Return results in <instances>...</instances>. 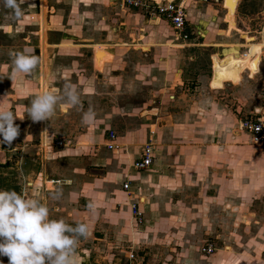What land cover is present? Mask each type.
<instances>
[{
	"label": "rangeland",
	"instance_id": "obj_1",
	"mask_svg": "<svg viewBox=\"0 0 264 264\" xmlns=\"http://www.w3.org/2000/svg\"><path fill=\"white\" fill-rule=\"evenodd\" d=\"M46 1L50 9L55 7V12H49L46 2L43 6L39 0H27L21 3L23 16L19 20L0 5V109L11 111L14 94L23 93L22 88L31 89L27 97L29 105L40 93V62L31 73L18 75L13 82L9 78L10 53L30 47L36 55L42 49L45 54L44 49H48L49 56L63 61L61 65H68L65 63L69 61L60 51L51 52L49 43L72 42L79 38L92 39V43L98 44L120 42L123 34L118 26L121 21L133 25L145 22V15L135 9L113 12L108 0ZM186 1L193 25L201 21L207 24V20L201 18L208 15L212 30L207 40L215 38L218 44L227 43L211 46L210 40H206L202 45L190 46L185 42L200 39L194 36L187 41L181 39L176 41L180 46H175L177 49L170 61L157 67L143 59L139 51L128 50L127 45L107 46L113 59L118 60L115 67L104 69L103 74L107 71L111 76L117 69L119 75L129 80L133 90L122 101L129 105V111H118L113 96H99L93 107L95 120L91 123L96 127L89 124L85 128L92 127L93 132L104 138L111 130L116 132L121 146L111 151L103 148L102 143L98 149L109 158L111 171L120 169L127 173L126 178L137 173L132 162L148 142L145 135L150 128L155 131L154 142L158 146L168 137L170 141L201 144L207 152L205 169H202L204 176L195 182L194 177L189 176L195 165L186 166L189 161L185 160L181 165L188 176L174 181L173 189L178 196L171 202L177 207L163 208L169 213L162 211L161 220L155 216L159 209L157 198L154 192L146 190V196L151 194L150 202L144 207L146 223L143 228H136L125 220L126 228L120 232L117 243H114V233L105 239L104 234L95 231L94 237L79 241L77 251H82L81 258H88L94 264H140L138 260L142 264H264V147L255 143L254 136L240 126L241 119L264 116V0H234L236 18L223 5ZM211 5L215 12L207 11ZM136 13L134 24L130 17ZM228 27L232 32L224 41V30ZM213 34L216 37H211ZM228 44L235 46L230 50V47L225 48ZM91 52L86 49L68 52L66 56L80 55L91 68L88 60ZM96 58L98 60L97 54ZM145 71L149 76L147 81H142ZM110 76L102 80L105 88L110 84L122 85V81ZM150 89L155 91L151 94ZM84 107L79 106L76 117L79 112L83 114ZM113 117L120 122L111 128L107 118ZM144 124L149 126L141 137L137 129H143ZM11 147L12 144H0V149ZM151 172L154 173V167ZM148 173L141 172L143 181ZM114 176L116 180L111 188L118 194L124 179L115 173ZM1 178L0 189L12 190L11 176H6L4 183ZM141 188L145 187L140 181L135 182L134 188L132 183L133 193L129 196L136 198ZM171 217H181V221ZM133 231L137 232L134 238ZM210 245H214V251L205 252L203 247ZM132 250L136 257L138 255L137 260H129ZM0 261L9 264L7 256H0Z\"/></svg>",
	"mask_w": 264,
	"mask_h": 264
},
{
	"label": "crops",
	"instance_id": "obj_2",
	"mask_svg": "<svg viewBox=\"0 0 264 264\" xmlns=\"http://www.w3.org/2000/svg\"><path fill=\"white\" fill-rule=\"evenodd\" d=\"M39 1L41 5L43 2H46L50 9V3L46 0ZM108 2L113 12L116 10L122 12L132 10L129 8H122L116 0H108ZM183 2L186 7L187 1L183 0ZM207 3H209V5L219 4L213 1ZM225 7L227 12L230 13L232 17L236 18L237 10H235V7L231 8L229 0H225ZM207 8H209L207 10L208 12H211V10L213 12L216 11L212 5ZM49 12H55V7L51 6ZM132 15L133 16L130 17L132 20L131 22L135 24L134 17H137V13ZM143 18L145 22L143 21L144 23L142 22V24L139 25L129 24L130 22L126 24L125 21H121L118 26L119 31L123 34L120 36V42L115 40L107 44H98L95 42L92 43V39L79 38L72 42L49 43L48 46L52 49L51 52L54 50L60 51L63 58L69 62L65 63L68 65H61L63 61H56V57L49 56L48 49L45 50V54L42 52L43 49L36 54L40 62V71H42L40 76V93L43 92V88H47L48 90H60L61 88L60 92L56 91L57 94H61L64 84L70 82L77 85L78 91L80 92V105L85 106L83 111L88 110L89 107L94 109L93 107L98 103L97 97L99 96H113L114 102L118 106V111H129V105L122 103L123 99H126V94H130L133 90L129 80L119 75L121 73L117 69L112 71L111 76L107 71L103 74L104 69L107 70L108 67H115L118 60L113 59V54L109 51L107 46L123 47L127 45L128 50L139 51L142 58H145L147 62L155 67L159 64H163L162 62L170 61L171 54L177 49L175 46H180L179 43H176V41L180 40L177 39L176 33L168 23L148 19L145 16H143ZM204 18L207 20V24L201 21L199 25L195 26L190 22L194 32H201L200 37L195 36L197 40H200H191L192 42L189 43L185 42L186 45L198 46L207 43L206 40L211 35L210 31L212 28L208 20V15L201 19ZM215 20L216 19L213 21ZM228 26H230L229 22ZM236 27L237 25H235L234 28ZM229 28L230 27L224 30V41L228 40L232 32H230L231 29ZM236 30L239 31L237 28ZM153 33H155V35H153ZM133 34L134 37L131 38ZM213 36L214 34L211 37ZM164 37H166V39H164ZM214 37H216V35ZM211 39H209V45L211 46H220L227 43L218 44V42H215V38ZM231 44L226 45L225 48L230 47L229 49L232 50L235 45ZM86 49L92 50L91 57L88 58L92 66L91 68L80 55L76 54L77 57L76 55L72 57L66 56L68 52L78 53ZM96 54L98 55V60H96ZM101 64L104 66L102 67ZM147 65L149 66V64ZM109 76L111 79L114 78L122 81V85H109L107 83L109 88H105L102 80ZM148 76V72L145 71L142 81H147ZM55 82H57V84H55ZM88 89H90L89 93H87ZM138 90L141 89H137V91ZM22 91L23 93L14 94L15 98L11 110L17 116L15 124L19 126V135L12 142V147L10 149H0L1 181L2 183H4V181L6 182L7 180L5 177L10 175V186L12 190H14V188L15 190L17 189L16 191L18 193L21 191V186L31 182V187L27 188V194L40 198L48 205L50 218H62L66 223L72 225H74L76 221L89 223L90 231L86 239L94 237V231L104 234L103 238L105 239H108L111 237V234L114 233V243H117V239L121 238L119 236L120 232L126 228L125 220L131 222L133 225L132 205L140 201L142 202L141 205L144 210L146 204L150 202L151 193H148L146 196V190L154 192L157 198L159 204V209L155 212L157 219L161 218L162 211L163 213H169V211H165L163 208L170 209V207H177L174 202H171L173 197L176 198L178 196L173 189L174 181L177 178L188 176V171L182 169L183 166L181 165L185 160L189 161L187 164L184 163L186 166L195 165L191 167L189 173V176L194 177L193 180L195 182H198L200 177L204 176L202 169H205L203 164L207 158V152L205 149L203 150L201 144L197 142L192 144L186 142V140L170 141L168 137V140H162V143L159 144L161 146H158V143L154 142L155 131L152 128H150L149 133L145 135L147 131L145 128L149 126L145 124L143 129L142 127H138L137 129L141 137L142 134H144L146 140L148 139V142L145 143L142 150H144L143 148L146 145L151 144L155 152V155L153 153L154 164L152 163L147 170H144L149 171L148 175L144 176L145 182L141 175L143 171H138L134 168V162L142 156V150L139 157L132 162V168L137 171L134 177L126 178L127 173L121 172L120 169H118L117 172H114V170L111 171L112 165L109 158L98 149L102 147V143L104 144L103 148L108 149L106 142L109 140L110 134L104 138V136H100L98 132H93L92 127L85 128L86 125L81 122L82 112H79V116L76 117L80 105L75 107L69 106L66 110L57 109L51 119L34 122L28 117L29 102L27 97L30 96L31 89L22 88ZM153 91H155V89H150L151 94ZM108 116H110V114H108ZM107 121L111 128L113 125L115 126L116 123L120 122L116 117L107 118ZM123 123H126V121L124 120ZM92 126L96 127V125ZM44 131H47L46 136L42 134ZM111 132L115 131L111 130ZM133 132H136V130ZM129 138L131 139L130 132ZM60 139L65 140L64 145H57V141ZM132 139L135 141L134 137ZM116 142L118 146H121L118 137ZM116 149L108 150L114 151ZM191 161L196 162L192 163ZM153 167L154 173L151 172ZM101 169L103 170L102 172H100ZM178 171L181 173H178ZM114 173L117 176H122L124 179L123 184L131 180V191L125 190L123 184L118 194L112 190L111 183H114L116 180ZM137 180L143 183L145 188L138 190L139 192L136 193L137 197L134 198L129 195L133 193L132 183L134 188ZM68 181L71 182L68 183ZM58 192L59 198H54ZM90 201H94L96 204L95 217L90 216L86 207ZM198 206L199 204H195V207ZM171 218H177L178 221H181V217ZM143 226L136 228H143ZM136 233V231H133V238L136 236ZM83 239L84 238H81L80 241ZM133 251L134 250L129 253V256ZM81 252L82 251H77L79 264H94L90 262L88 258H81ZM137 257L135 254L134 258L136 260ZM129 260L132 261L131 258ZM96 262L99 263L100 261L97 260ZM138 263L142 264L139 260Z\"/></svg>",
	"mask_w": 264,
	"mask_h": 264
},
{
	"label": "clouds",
	"instance_id": "obj_3",
	"mask_svg": "<svg viewBox=\"0 0 264 264\" xmlns=\"http://www.w3.org/2000/svg\"><path fill=\"white\" fill-rule=\"evenodd\" d=\"M25 2L27 0H0V5L19 20L23 16L21 3ZM10 56L9 78L13 82L18 75L31 73L39 62L30 47L14 51ZM80 104L77 85L67 82L61 94L46 89L35 95L28 107V117L34 122L51 119L57 109L65 110ZM95 116V111L89 107L82 114V124L93 123ZM16 119L12 111L0 109V144L11 145L19 135ZM42 134L46 136L47 131ZM28 187L31 182L21 186L19 193L0 189V256H7L9 264H79L77 248L80 239L89 235V223L76 221L72 225L62 218H50L48 205L38 197L29 196ZM54 198H59V192ZM86 207L90 216L95 217V202L90 201Z\"/></svg>",
	"mask_w": 264,
	"mask_h": 264
},
{
	"label": "built area",
	"instance_id": "obj_4",
	"mask_svg": "<svg viewBox=\"0 0 264 264\" xmlns=\"http://www.w3.org/2000/svg\"><path fill=\"white\" fill-rule=\"evenodd\" d=\"M122 8L135 9L142 12L148 19L157 20L159 22H166L176 33L178 40H189L193 36L200 37L201 32H194L189 16L183 1L177 0H116ZM204 2H215L222 4L225 7V0H202ZM241 128L251 133L254 136L255 143H258L261 147H264V116L250 117L241 119ZM117 135L115 132H110L109 140L106 142L108 149H116L118 144L116 142ZM65 140L60 139L57 141V145H64ZM154 149L151 144L146 145L143 150L142 156L134 162V168L138 171L147 170L153 163ZM123 187L127 191H131V182L126 181ZM142 202H137L132 205V223L134 227H140L145 225L146 216L141 205ZM214 245L203 247L205 252L211 253L214 251ZM135 257L134 251L131 253L130 258Z\"/></svg>",
	"mask_w": 264,
	"mask_h": 264
},
{
	"label": "bare ground",
	"instance_id": "obj_5",
	"mask_svg": "<svg viewBox=\"0 0 264 264\" xmlns=\"http://www.w3.org/2000/svg\"><path fill=\"white\" fill-rule=\"evenodd\" d=\"M42 1V0H41ZM43 1H45V0H43ZM43 6H44V2H43V4H42ZM42 9V8H41ZM45 9V8H44ZM42 12H43V10H42ZM42 16H45V13L42 15ZM43 36H44V34H43ZM44 51H45V49H44ZM45 72V71H44ZM45 82V81H44ZM47 88H43V91L44 90H46ZM48 90V89H47ZM66 110V109H65Z\"/></svg>",
	"mask_w": 264,
	"mask_h": 264
},
{
	"label": "snow or ice",
	"instance_id": "obj_6",
	"mask_svg": "<svg viewBox=\"0 0 264 264\" xmlns=\"http://www.w3.org/2000/svg\"><path fill=\"white\" fill-rule=\"evenodd\" d=\"M229 3H230L231 7H233V8L235 7L233 0H229Z\"/></svg>",
	"mask_w": 264,
	"mask_h": 264
}]
</instances>
